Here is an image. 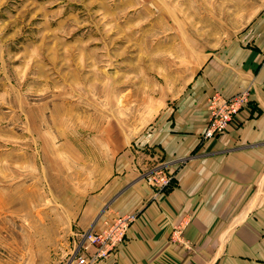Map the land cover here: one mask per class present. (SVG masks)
I'll return each mask as SVG.
<instances>
[{"label": "rangeland", "instance_id": "obj_1", "mask_svg": "<svg viewBox=\"0 0 264 264\" xmlns=\"http://www.w3.org/2000/svg\"><path fill=\"white\" fill-rule=\"evenodd\" d=\"M258 15L264 0H0V264H67L82 196L123 152L161 176L153 117Z\"/></svg>", "mask_w": 264, "mask_h": 264}, {"label": "crops", "instance_id": "obj_2", "mask_svg": "<svg viewBox=\"0 0 264 264\" xmlns=\"http://www.w3.org/2000/svg\"><path fill=\"white\" fill-rule=\"evenodd\" d=\"M241 91L248 93L246 106L225 132L201 141L207 98ZM145 136L149 163H160L169 186L161 192L149 186L145 163L123 152L112 175L82 196L72 235L98 229L105 216L133 214L107 264H264L262 15L204 60Z\"/></svg>", "mask_w": 264, "mask_h": 264}, {"label": "built area", "instance_id": "obj_3", "mask_svg": "<svg viewBox=\"0 0 264 264\" xmlns=\"http://www.w3.org/2000/svg\"><path fill=\"white\" fill-rule=\"evenodd\" d=\"M206 102L205 126L199 137L201 141L225 132L231 120L248 103V93L241 91L230 97L215 93L209 96ZM146 181L155 190L161 192L171 183V176L162 172L161 176L156 178L150 176ZM134 220L133 214L101 218L98 229L90 228L83 233L67 264H107L122 243L127 227ZM177 235L178 232L175 231L173 236ZM260 239L264 240V230L260 234Z\"/></svg>", "mask_w": 264, "mask_h": 264}]
</instances>
